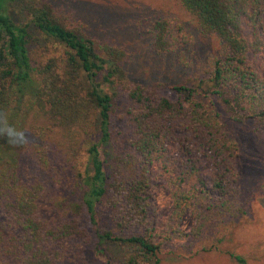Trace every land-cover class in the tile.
<instances>
[{"label":"trees","instance_id":"1","mask_svg":"<svg viewBox=\"0 0 264 264\" xmlns=\"http://www.w3.org/2000/svg\"><path fill=\"white\" fill-rule=\"evenodd\" d=\"M11 1L0 0V112L20 127L22 143L0 136V264H88L92 236L100 264H162L150 171L167 136L176 137L179 150L166 163L173 172L174 229L198 196L208 203L207 213L195 214L194 238L211 222L245 214L236 196L238 148L225 123H250L264 135V77L249 60L264 57L257 25L264 0H177L198 32L215 37L220 47L208 63L206 85L200 81L197 88L132 83L123 48L81 37L46 3H30L27 23L16 24ZM30 27L55 53L43 63L30 56ZM181 31L172 19H155L153 51L177 52ZM119 93L131 105L115 126ZM81 145L87 146L89 171L74 164ZM193 154L210 161L209 172ZM67 170L74 174L72 190L61 201L54 192ZM102 202L120 235L101 228ZM107 242L124 250L120 260L107 255Z\"/></svg>","mask_w":264,"mask_h":264},{"label":"rangeland","instance_id":"2","mask_svg":"<svg viewBox=\"0 0 264 264\" xmlns=\"http://www.w3.org/2000/svg\"><path fill=\"white\" fill-rule=\"evenodd\" d=\"M46 3L54 14L65 23L77 27L81 37L95 39L123 48L128 53L125 69L132 83H160L171 87L177 83H188L197 88L200 81L206 85L209 79L211 58L219 52L218 40L213 36H203L196 29V23L177 0H13L8 5V12L16 24L27 23L26 10L30 3ZM169 18L182 26L183 41L177 52L157 54L153 51L151 24L155 19ZM258 28L264 32V9L258 16ZM244 33L250 36L252 29L243 25ZM32 39L29 53L35 63H43L54 55L53 49L46 46L40 34L32 27L28 28ZM250 63L256 72L264 77V57ZM203 94L200 90H198ZM130 102L123 93H119L113 115L117 126L119 116L130 107ZM225 129L236 143L239 153L240 179L235 185L239 200L245 207V214L234 220L225 219L219 225L211 222L199 237L190 232L195 226V214L207 210V201L198 196V204L187 209L180 226L174 229L173 173L166 163L169 158L179 154L176 137L167 136L164 151L154 158L151 166L150 195L156 211V241L161 243L162 264H264V135L255 133L250 123L237 124L226 122ZM107 161L111 150L106 146ZM87 146L81 149L74 160L77 170L89 171L87 165ZM203 172H209L211 164L206 158L193 154ZM168 170V171H167ZM74 174L66 171L61 174L59 192H54L58 199L67 198L72 190ZM61 195V197H59ZM202 205V207L200 206ZM100 226L113 235H120L114 228L111 212L106 202L97 209ZM94 236L86 246L85 259L88 264H100L94 258L92 245ZM112 260H120L124 250L107 242L103 245ZM241 257L239 263L235 257Z\"/></svg>","mask_w":264,"mask_h":264},{"label":"clouds","instance_id":"3","mask_svg":"<svg viewBox=\"0 0 264 264\" xmlns=\"http://www.w3.org/2000/svg\"><path fill=\"white\" fill-rule=\"evenodd\" d=\"M0 136L7 138L9 144L16 145L22 143L20 136V127L10 122L4 112H0Z\"/></svg>","mask_w":264,"mask_h":264}]
</instances>
